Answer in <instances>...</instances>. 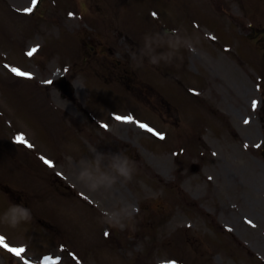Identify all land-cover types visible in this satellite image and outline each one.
I'll return each instance as SVG.
<instances>
[{"label":"rangeland","instance_id":"1","mask_svg":"<svg viewBox=\"0 0 264 264\" xmlns=\"http://www.w3.org/2000/svg\"><path fill=\"white\" fill-rule=\"evenodd\" d=\"M162 26L178 58L135 67ZM262 38L264 0H0V237L25 249L0 264H264ZM92 148L131 181L78 182Z\"/></svg>","mask_w":264,"mask_h":264},{"label":"clouds","instance_id":"2","mask_svg":"<svg viewBox=\"0 0 264 264\" xmlns=\"http://www.w3.org/2000/svg\"><path fill=\"white\" fill-rule=\"evenodd\" d=\"M173 38L164 34L145 37L135 60V67H142L145 62L153 66L161 63L171 64L178 58L179 48L174 47ZM135 168L128 157L119 153H102L97 148L90 150V156L80 162L77 180L89 191L112 188L119 180L131 181ZM32 219L31 210L22 205H12L3 215V220L16 227ZM121 228L123 224L117 225Z\"/></svg>","mask_w":264,"mask_h":264},{"label":"snow or ice","instance_id":"3","mask_svg":"<svg viewBox=\"0 0 264 264\" xmlns=\"http://www.w3.org/2000/svg\"><path fill=\"white\" fill-rule=\"evenodd\" d=\"M35 6H36V0H33V7H35ZM25 11H26V12H31L32 9H31V8H28V9H25ZM154 15H155V14H154ZM35 51H36V49H32V51L29 52L28 55L31 56ZM12 71H13L17 76H27V75H28L27 73L21 72V71H19L18 69H13ZM48 83H51V81H49ZM253 107H255V102L253 103ZM115 119H116L117 121H122V122H125V123H132V122H134V118H133L132 116H130V115H129V116H124V117L117 115V116H115ZM137 123H138V126H139L140 128H142V129H146L148 132H150V133H154L155 135H158V136L160 137V139H164V136H163L162 134H160V133H155L154 130H153L152 128H150L147 124L139 123V122H137ZM245 123H248V121L246 120ZM102 127L107 128V125H102ZM16 140H17V142H18L19 144H26V141H25V139H24L23 136H18V137L16 138ZM27 146H28L29 148L32 147L31 144H28ZM41 159L43 160V163H44L45 165H47V166H49V167H52V166H53V162H52L51 160L45 159V158H43V157H41ZM58 175H60V174L58 173ZM249 223H251V221H249ZM107 235H108V233H105V236H107ZM0 247H2V248H6L9 252L14 253L17 257H19V256H21L23 253H25V249L22 248V247H21V248H11V247H9V245L5 243L3 237H0ZM25 264H30V262L26 261Z\"/></svg>","mask_w":264,"mask_h":264},{"label":"bare ground","instance_id":"4","mask_svg":"<svg viewBox=\"0 0 264 264\" xmlns=\"http://www.w3.org/2000/svg\"><path fill=\"white\" fill-rule=\"evenodd\" d=\"M60 87L66 90V92H65V93H68V94H69V92H68V91H69V90H70V88H71L70 86L68 87L67 85L61 84V85H60Z\"/></svg>","mask_w":264,"mask_h":264}]
</instances>
